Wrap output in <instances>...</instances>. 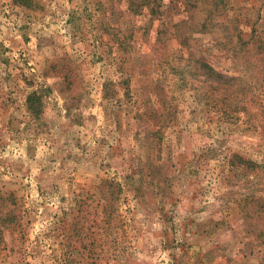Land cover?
<instances>
[{
    "label": "rangeland",
    "instance_id": "374dc122",
    "mask_svg": "<svg viewBox=\"0 0 264 264\" xmlns=\"http://www.w3.org/2000/svg\"><path fill=\"white\" fill-rule=\"evenodd\" d=\"M0 264H264V0H0Z\"/></svg>",
    "mask_w": 264,
    "mask_h": 264
},
{
    "label": "trees",
    "instance_id": "16d2710c",
    "mask_svg": "<svg viewBox=\"0 0 264 264\" xmlns=\"http://www.w3.org/2000/svg\"><path fill=\"white\" fill-rule=\"evenodd\" d=\"M30 97H31V96H30ZM30 97H28V98H27V100H26V101H27V103H29V101H30Z\"/></svg>",
    "mask_w": 264,
    "mask_h": 264
}]
</instances>
